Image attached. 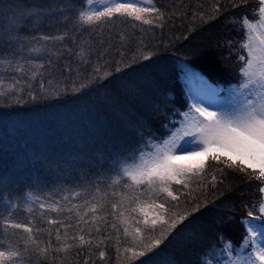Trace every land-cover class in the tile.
I'll use <instances>...</instances> for the list:
<instances>
[{
	"label": "snow or ice",
	"instance_id": "snow-or-ice-1",
	"mask_svg": "<svg viewBox=\"0 0 264 264\" xmlns=\"http://www.w3.org/2000/svg\"><path fill=\"white\" fill-rule=\"evenodd\" d=\"M0 128V264H264V0H0Z\"/></svg>",
	"mask_w": 264,
	"mask_h": 264
},
{
	"label": "trees",
	"instance_id": "trees-1",
	"mask_svg": "<svg viewBox=\"0 0 264 264\" xmlns=\"http://www.w3.org/2000/svg\"><path fill=\"white\" fill-rule=\"evenodd\" d=\"M253 0H251L252 2ZM256 3V2H255ZM235 30V29H234ZM234 33L232 34L233 36H236V31H233ZM227 81V77H225ZM41 116L37 115V121H34L31 126L36 128L37 130H40V128L43 126L41 119ZM100 118L103 119L104 121L111 123L115 120L118 119V114L112 110H106L100 113ZM93 129L91 125L88 123L87 118H83L81 120H76L75 122L68 123L66 126L61 127L60 131L56 133L57 136L65 135V136H70L75 143L77 144H82V137L87 138L88 133L91 132ZM77 132V134L75 133ZM75 133V134H74ZM255 190H256V185L253 184H246L243 186L242 191L246 192L249 197L255 195ZM59 199V196L56 197ZM234 226V233H233V239H239L241 237L242 232V226L239 224H233Z\"/></svg>",
	"mask_w": 264,
	"mask_h": 264
},
{
	"label": "rangeland",
	"instance_id": "rangeland-1",
	"mask_svg": "<svg viewBox=\"0 0 264 264\" xmlns=\"http://www.w3.org/2000/svg\"><path fill=\"white\" fill-rule=\"evenodd\" d=\"M227 31L229 32V35L233 36L232 34L234 33L233 31H235V30H234V27H233V26H229V28L227 29ZM21 116H22V118H24L26 121H30V122H31V125H32V123H33L34 121H37V115H36V114L28 113L27 111L22 112V113H21ZM86 118H87V117H86ZM38 119H41V117L38 118ZM87 120H88V118H87ZM88 123H89V121H88ZM31 127H32L33 129H35L36 131H39V130H37L36 128H34L33 126H31ZM75 133L77 134V132H75ZM75 133H74V134H75ZM2 134H3V129L0 128V135H2ZM8 134H9L10 136L15 135V131H14V129L10 127V128L8 129ZM72 202H73V203H79L80 201H79V200H73ZM53 218H55V217H53ZM226 231L228 232V234H229L230 236L233 237L234 226L232 225V226H231L229 229H227Z\"/></svg>",
	"mask_w": 264,
	"mask_h": 264
}]
</instances>
